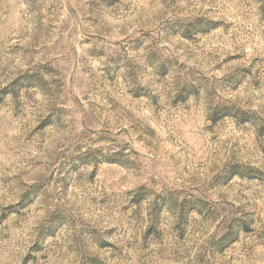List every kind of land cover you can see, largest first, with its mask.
I'll use <instances>...</instances> for the list:
<instances>
[{
    "label": "rangeland",
    "instance_id": "rangeland-1",
    "mask_svg": "<svg viewBox=\"0 0 264 264\" xmlns=\"http://www.w3.org/2000/svg\"><path fill=\"white\" fill-rule=\"evenodd\" d=\"M0 264H264V0H0Z\"/></svg>",
    "mask_w": 264,
    "mask_h": 264
}]
</instances>
